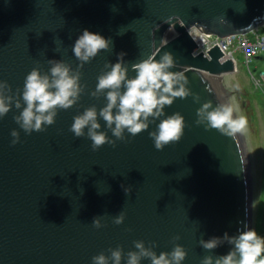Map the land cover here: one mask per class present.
Returning a JSON list of instances; mask_svg holds the SVG:
<instances>
[{"label":"water","instance_id":"water-1","mask_svg":"<svg viewBox=\"0 0 264 264\" xmlns=\"http://www.w3.org/2000/svg\"><path fill=\"white\" fill-rule=\"evenodd\" d=\"M263 24L264 0H0V81L11 86L12 95L19 91L21 102L33 68L49 73L51 60L79 67L72 49L85 29L111 42L80 69L85 90L72 108L58 110L53 125L26 133L14 119L23 102L0 118V264H93L94 256L110 257L109 249L116 248L123 249L121 264H127V253L138 251L134 241L146 247L154 242L157 255L179 244L188 253L182 264L232 251L227 242L205 250L200 240L252 229L248 133L232 138L196 121L197 110L208 102L215 108L231 101L235 114L244 116L225 74L237 68L218 44L197 51L191 30L224 37ZM165 52L176 61L170 71L183 73L192 95L176 98L135 137L125 131L124 140H116L98 117L100 131L116 140L115 146L94 151L87 135L75 137L74 117L106 106L104 95H91L97 77L110 70L106 64L125 53L133 78L132 64L150 56L159 60ZM176 113L185 119L181 140L157 150L150 133ZM13 130L20 133L15 145ZM121 213L125 221L116 225ZM96 217L104 227H94Z\"/></svg>","mask_w":264,"mask_h":264},{"label":"clouds","instance_id":"clouds-1","mask_svg":"<svg viewBox=\"0 0 264 264\" xmlns=\"http://www.w3.org/2000/svg\"><path fill=\"white\" fill-rule=\"evenodd\" d=\"M169 18L166 23H169ZM159 25L157 26V28ZM111 42L103 36L85 29L76 40L72 49L75 57L80 61L79 67L73 70L70 64L64 61L51 60L49 73L42 74L40 68H33L26 76L22 92L23 110L14 117L17 124L28 134L42 132L45 125H53L59 109H70L80 100L85 88L81 85V71L85 63L94 59L101 50H107ZM164 47V44L161 45ZM125 53H120L119 62L108 63L105 68L110 69L97 77L98 83L94 97L104 95L106 106L98 112L95 106L74 117L70 131L75 137H84L92 141V149L98 150L105 144L115 146L116 140H124L125 131L132 137L149 128L152 121L165 115V107L171 106L176 98H187L192 95L187 87L189 81L180 72L170 71L176 66L174 56L165 52L159 60L150 56L138 63L131 65L135 77L129 78V68L124 62ZM11 86L6 81H0V118L6 116L15 107H22L21 99L11 94ZM199 102V95L194 96ZM211 109V110H210ZM115 110V111H114ZM238 108L229 101L213 108L211 102L204 103L197 110V125L204 124L206 129H216L222 134L235 138L237 135H245L248 128V120L245 116L236 115ZM102 118L106 126L111 130L116 140H110L107 133L100 131ZM87 129V133H85ZM185 119L180 113L162 119L157 126V131L150 133L157 150H163L170 143L179 142L184 134ZM12 144L20 140V133L13 130L11 133ZM126 194L131 193V188L124 189ZM125 214L114 218L116 225L123 224ZM94 227H104L101 219L93 220ZM247 229V225L244 226ZM179 240L180 237L174 238ZM227 242L233 245V250L227 255L206 256L201 264H264V237L258 235L255 229L241 231L236 236L225 233L221 237H213L210 240H200V245L208 251H212ZM138 251L127 253V264H141L142 259H149L151 264H182L188 253L185 248L176 244L173 250L162 252L159 255L152 247H146L143 241H134ZM111 256L101 253L94 256L93 264H121L124 258L122 248L109 249Z\"/></svg>","mask_w":264,"mask_h":264},{"label":"rangeland","instance_id":"rangeland-1","mask_svg":"<svg viewBox=\"0 0 264 264\" xmlns=\"http://www.w3.org/2000/svg\"><path fill=\"white\" fill-rule=\"evenodd\" d=\"M257 31L264 33V24ZM249 35L254 38L255 33L252 31ZM235 56L238 58L237 69L225 74L248 120V147L254 183L252 229L264 237V87L256 85L257 77L264 71V52L250 64L252 73L241 51H235Z\"/></svg>","mask_w":264,"mask_h":264},{"label":"built area","instance_id":"built-area-1","mask_svg":"<svg viewBox=\"0 0 264 264\" xmlns=\"http://www.w3.org/2000/svg\"><path fill=\"white\" fill-rule=\"evenodd\" d=\"M198 30L200 33L207 35V39L203 43H199L197 51H205L212 47L214 44H218L225 52V57L228 54L230 58L235 61L236 68L238 64V58L235 56V51H241L244 56V62L249 67L252 73L250 64L264 52V33H260L256 30L254 38H251L249 33L230 34L224 37L217 36L215 34H208L200 30L199 28H192V30ZM198 41V40H197ZM258 87H264V71L257 77Z\"/></svg>","mask_w":264,"mask_h":264},{"label":"bare ground","instance_id":"bare-ground-1","mask_svg":"<svg viewBox=\"0 0 264 264\" xmlns=\"http://www.w3.org/2000/svg\"><path fill=\"white\" fill-rule=\"evenodd\" d=\"M193 35L195 36V38L198 40L199 43H203L205 42V40L207 39V35L203 34V33H200L198 30H191ZM226 57H230L228 54L226 55ZM232 73V72H230ZM229 74V73H227Z\"/></svg>","mask_w":264,"mask_h":264}]
</instances>
